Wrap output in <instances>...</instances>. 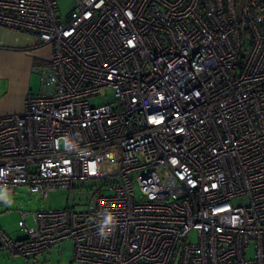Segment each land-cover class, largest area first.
<instances>
[{
    "label": "built area",
    "instance_id": "1",
    "mask_svg": "<svg viewBox=\"0 0 264 264\" xmlns=\"http://www.w3.org/2000/svg\"><path fill=\"white\" fill-rule=\"evenodd\" d=\"M239 4L73 0L62 18L56 0H0V27L51 46L40 91L0 115V190L74 202L19 211L24 235L0 231V250L264 264V0Z\"/></svg>",
    "mask_w": 264,
    "mask_h": 264
},
{
    "label": "rangeland",
    "instance_id": "2",
    "mask_svg": "<svg viewBox=\"0 0 264 264\" xmlns=\"http://www.w3.org/2000/svg\"><path fill=\"white\" fill-rule=\"evenodd\" d=\"M56 2L60 8L61 17L65 18L73 6V0H56ZM40 82L41 76L33 74L29 89L33 93L39 92L41 89ZM104 99L109 102L113 101L114 93L112 89H102L100 94L90 98V103L91 105H100ZM98 194L96 193L93 197ZM72 199L70 191L59 190L43 197L39 193L31 192L27 185H19L11 191L0 190V231L11 239L21 238L24 233L18 225L19 211L32 212L73 207L74 202ZM76 199L77 204H79V196L76 195ZM240 200V198L234 199L233 203ZM84 207L82 205L76 206L77 209H83ZM26 221L31 225V216L27 217ZM190 241H194V236L191 237ZM69 247L70 242L61 243L44 253L28 258L21 255H11L7 250H0V264H79L72 259ZM173 264H179V253L175 256Z\"/></svg>",
    "mask_w": 264,
    "mask_h": 264
},
{
    "label": "crops",
    "instance_id": "3",
    "mask_svg": "<svg viewBox=\"0 0 264 264\" xmlns=\"http://www.w3.org/2000/svg\"><path fill=\"white\" fill-rule=\"evenodd\" d=\"M50 55L51 46L35 36L0 27V115L22 110L33 74L40 75L37 70L48 65Z\"/></svg>",
    "mask_w": 264,
    "mask_h": 264
},
{
    "label": "water",
    "instance_id": "4",
    "mask_svg": "<svg viewBox=\"0 0 264 264\" xmlns=\"http://www.w3.org/2000/svg\"><path fill=\"white\" fill-rule=\"evenodd\" d=\"M241 9H242V0H240V4H239V14L241 13Z\"/></svg>",
    "mask_w": 264,
    "mask_h": 264
}]
</instances>
